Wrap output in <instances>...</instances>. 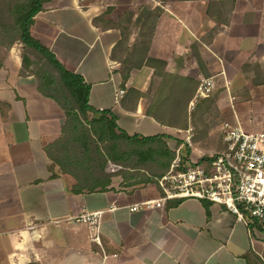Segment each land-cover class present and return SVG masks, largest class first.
<instances>
[{"label": "crops", "instance_id": "obj_1", "mask_svg": "<svg viewBox=\"0 0 264 264\" xmlns=\"http://www.w3.org/2000/svg\"><path fill=\"white\" fill-rule=\"evenodd\" d=\"M30 31L83 76L89 103L112 110L131 135L186 131L146 108L205 99H195L202 77L215 81L222 113L229 102L261 106L245 127L264 129V0H44ZM22 52L14 43L0 68V264H264L262 226L223 204L159 201L157 184L130 185L121 174L103 190L72 191L76 180L46 152L65 111L33 72H20ZM148 57L173 77L156 98L162 75ZM94 211H102L98 229L80 217Z\"/></svg>", "mask_w": 264, "mask_h": 264}, {"label": "trees", "instance_id": "obj_2", "mask_svg": "<svg viewBox=\"0 0 264 264\" xmlns=\"http://www.w3.org/2000/svg\"><path fill=\"white\" fill-rule=\"evenodd\" d=\"M43 1L0 0V52L3 50V54L0 55V68L6 52L14 43L20 42L23 45L20 72L22 74L33 72L39 81L38 89L44 95L53 98L64 109L66 120L62 127V135L46 146V152L53 164L58 165L62 172L70 174L76 180L72 187L74 192L107 188L113 176V173L106 170L109 161L124 166L119 173L124 180H129L130 185L147 183L153 180V176H162L175 157V152L165 139L170 136L131 135L117 124V116L112 110H99L89 103V84L85 82L83 76L67 69L50 48L31 34L30 28L35 15L43 8ZM208 13L214 16L211 7H208ZM142 32L144 37L151 35V30L143 28ZM148 44L147 41L146 46ZM147 63L155 67L156 74L162 75L154 94L155 98L160 97L165 91V82L173 77L163 73L165 62L148 57ZM34 64L38 65V68L34 69ZM132 92L136 91L130 90L128 93ZM136 94L139 95L138 92ZM198 102H206L209 107L215 102V97L210 95ZM156 103L151 102L146 108L148 115L155 117L162 124L187 128L189 123L187 110L184 114V124L178 125L157 114L152 109L160 105V102ZM190 151V148L186 147L185 154H189ZM144 167L148 168L152 176L138 175Z\"/></svg>", "mask_w": 264, "mask_h": 264}, {"label": "built area", "instance_id": "obj_3", "mask_svg": "<svg viewBox=\"0 0 264 264\" xmlns=\"http://www.w3.org/2000/svg\"><path fill=\"white\" fill-rule=\"evenodd\" d=\"M215 87L212 77H202L195 99L210 96ZM122 92L118 90L116 96ZM194 103L190 102V106L193 107ZM191 129L189 127L185 131L187 143L191 142ZM221 130V147L208 157L193 159L187 154L181 157L177 153L168 170L156 178L161 192L159 201L171 198L206 199L225 205L240 219L248 217L264 227V129L248 130L235 117L224 120ZM121 167L108 162L111 171ZM101 215L102 211H94L80 217L98 229ZM94 239L99 241L97 233Z\"/></svg>", "mask_w": 264, "mask_h": 264}, {"label": "rangeland", "instance_id": "obj_4", "mask_svg": "<svg viewBox=\"0 0 264 264\" xmlns=\"http://www.w3.org/2000/svg\"><path fill=\"white\" fill-rule=\"evenodd\" d=\"M147 37L148 36H145L144 39H147ZM145 45L146 44L143 43V46ZM2 51L0 52V55L3 54ZM33 68L34 69L38 68V65L34 64ZM198 101L199 100H197L194 103L193 107L190 106V102H182L181 100H179V102H166L167 105L160 104L159 106L152 108L157 112V114H159L165 120L167 121L169 120L178 125L184 124L185 121L184 114L186 110L188 112L189 123L187 128L192 127L190 131V133L192 134L191 142L190 143L186 142L185 130H183V133H181V135L174 136L173 138H167V137L165 138L169 147L175 152L174 159L177 157V153H179L180 156L183 157L186 153L185 152L186 147H189L191 150V152L187 155L189 157H192L193 159H199L202 156L203 157L209 156L215 153L217 150H219L222 143V132H221L222 123L224 120H233V117L231 116L232 115L231 108L238 110V115L236 114L235 116L244 126L249 124L247 122L248 121L247 118L248 115H250V113H255L256 115H260L263 113L262 112L263 108L261 106L254 107L250 105L251 103L249 102H233L234 103L233 107H231L232 105L229 102L230 106L225 104L222 113L219 109L218 102H212L208 107L206 105V102H198ZM155 104L157 103L155 102ZM89 115L91 116L90 113ZM192 116H193V120H192ZM185 142L187 143V146ZM178 149H180V152H177ZM193 149L194 152L192 153ZM119 165L122 166V164ZM123 169L124 166L116 171H111L110 168H108V164L106 166L107 172L113 173V176L120 174L119 172ZM145 174H150L147 167L141 169L138 175L142 177ZM156 178L157 177L153 176V180H151L150 183L156 184L157 183ZM126 181L128 182L129 180ZM262 231L264 232V227H262Z\"/></svg>", "mask_w": 264, "mask_h": 264}]
</instances>
